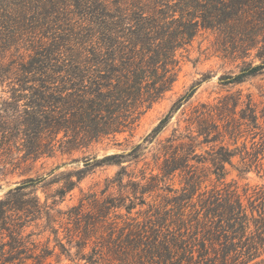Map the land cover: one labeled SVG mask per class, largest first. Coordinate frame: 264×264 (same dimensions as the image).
<instances>
[{
    "label": "trees",
    "instance_id": "obj_1",
    "mask_svg": "<svg viewBox=\"0 0 264 264\" xmlns=\"http://www.w3.org/2000/svg\"><path fill=\"white\" fill-rule=\"evenodd\" d=\"M77 16L82 23L68 32L71 17ZM220 27L243 39L248 49L259 37L264 43V0H0V83L15 79L18 85L0 104V123H18L11 129L0 127V150L17 143L8 141L12 133L36 131L42 123L56 137L62 134L71 150L125 132L140 109L149 108L171 87L172 53L199 29ZM56 28L61 31L57 42L54 38L47 43L44 39ZM25 43L34 55L29 54L27 62L25 54L18 59L12 55L5 63V53L11 48L19 51ZM263 72L260 56L258 63L222 75L218 82L235 85ZM31 78L38 87L29 89ZM55 79L56 93L44 91ZM28 89L30 94L25 93ZM195 91L192 85L180 96L143 142L158 135ZM140 150L141 143L95 164L117 159L115 164L120 165L121 159L136 158ZM24 152L33 157L44 154L34 143ZM172 154L162 173L188 167L178 165L180 159ZM260 166L264 178V163ZM119 176L120 172L114 181ZM194 179L191 175L184 179L180 196L161 206L149 205L142 221L135 218L121 234L111 233L106 245L109 264H249L264 255V202L248 211L229 189L199 194L193 202ZM43 180L26 179L15 190L31 189ZM256 195L264 201V191ZM14 200H0V229L8 237L0 243V264H24L30 258L23 256L25 247L9 223L10 213L20 220L30 213L29 205ZM34 264L44 263L38 259ZM255 264H264V259Z\"/></svg>",
    "mask_w": 264,
    "mask_h": 264
},
{
    "label": "rangeland",
    "instance_id": "obj_2",
    "mask_svg": "<svg viewBox=\"0 0 264 264\" xmlns=\"http://www.w3.org/2000/svg\"><path fill=\"white\" fill-rule=\"evenodd\" d=\"M71 18L68 32L83 21L78 16ZM60 32L56 28L44 40L49 43L55 38L57 42ZM242 42L226 27L199 29L172 53L173 83L169 90L149 108L140 109L135 122L115 137L71 150L62 134L56 137L44 128L46 123L36 131L8 135V141L17 143L9 150H0V200L13 197L14 202L29 205L30 213L20 220L15 213L9 218L11 228L20 226L15 231L25 247L23 256L30 257L24 264H34L38 259L44 264H109L106 245L110 234H121L119 231L135 218L142 221L149 205L161 206L165 200L180 196L184 179L190 175L196 184L193 202L199 194H223L229 189L240 196L248 211L251 206H262L264 201H258L256 193L264 191L260 170L264 163V72L235 85L218 82L220 76L237 73L264 56L260 37L251 49ZM30 49L28 43L19 51L9 49L5 63L12 55L18 59L23 54L27 62L29 54L34 55ZM51 82L47 86L50 89L44 91L56 93V79ZM38 84L31 78L26 85L31 89ZM192 85L196 88L193 96L172 114L158 135L143 142ZM12 88H18L15 79L0 83V104ZM29 89L25 93L30 94ZM17 124L0 123V127L11 129ZM203 130L207 134L199 135ZM33 143L44 153L41 157L25 155L24 150ZM140 143L136 158L125 157L120 165L115 164L117 159L107 162L110 165L95 164L106 156L127 153ZM173 152L180 159L176 163L188 167L162 173ZM218 157L229 160L223 163L215 160ZM118 172L121 176L117 182ZM30 178L44 180L31 189L15 190ZM6 241L7 231L0 229V243ZM261 259L264 255L249 264Z\"/></svg>",
    "mask_w": 264,
    "mask_h": 264
}]
</instances>
